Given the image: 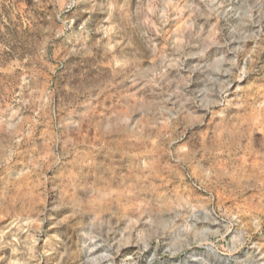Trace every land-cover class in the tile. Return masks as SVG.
Returning a JSON list of instances; mask_svg holds the SVG:
<instances>
[{
	"label": "rangeland",
	"instance_id": "374dc122",
	"mask_svg": "<svg viewBox=\"0 0 264 264\" xmlns=\"http://www.w3.org/2000/svg\"><path fill=\"white\" fill-rule=\"evenodd\" d=\"M0 264H264V0H0Z\"/></svg>",
	"mask_w": 264,
	"mask_h": 264
}]
</instances>
